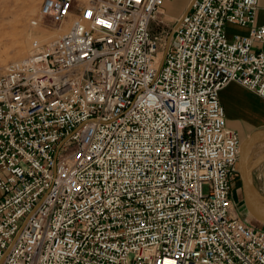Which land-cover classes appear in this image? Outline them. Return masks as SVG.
Returning <instances> with one entry per match:
<instances>
[{"label":"built area","instance_id":"obj_1","mask_svg":"<svg viewBox=\"0 0 264 264\" xmlns=\"http://www.w3.org/2000/svg\"><path fill=\"white\" fill-rule=\"evenodd\" d=\"M165 1H42L74 20L0 73V264H264L220 100L264 99L258 0H193L167 50Z\"/></svg>","mask_w":264,"mask_h":264},{"label":"crops","instance_id":"obj_2","mask_svg":"<svg viewBox=\"0 0 264 264\" xmlns=\"http://www.w3.org/2000/svg\"><path fill=\"white\" fill-rule=\"evenodd\" d=\"M192 1L167 0L161 8V13L171 19L170 21L175 19L176 25L179 18L189 10ZM256 24H264V0H258ZM227 31L228 35L231 36L234 33H247L249 28L247 26L228 24ZM220 100L225 108L228 127L236 130L242 140L255 130L264 127V99L262 97L236 82H230L220 91ZM262 161L258 166L252 168V171L254 177L253 182L264 194V161L263 163ZM238 201H240L239 198ZM236 212L241 215L249 214L248 211H245L239 205L237 206ZM256 221H260L254 220L255 224H259Z\"/></svg>","mask_w":264,"mask_h":264},{"label":"rangeland","instance_id":"obj_3","mask_svg":"<svg viewBox=\"0 0 264 264\" xmlns=\"http://www.w3.org/2000/svg\"><path fill=\"white\" fill-rule=\"evenodd\" d=\"M42 1L43 0H40L37 11L33 15L27 17L28 14L25 13L26 10L22 8L25 3L24 0H23V3H22V0H19V1L18 0H0V56H3L1 58H4L6 56L5 54L6 49H3L1 47H4V45L10 46L19 37L17 34H21L23 36V35H26L28 32L30 35L29 38L31 42L36 38L37 40L41 42H47L53 39L54 37L56 38V36L68 30L67 21H65L63 24H55L49 20L42 21L38 24H33L31 22L32 19L38 16ZM19 7H21L22 10ZM157 19L161 20L162 22L159 25L153 22L152 25H153L154 31L156 33L161 32V35L163 37V43L165 42L167 43L168 40L170 39V36L172 34L176 21L175 19H172V21H170L171 19H169L167 16H165L162 13L158 14ZM16 23L20 25H16ZM44 32H48L49 39H46V40L42 39L41 34H43ZM31 44L32 43H30L29 49L31 47ZM19 59L14 60L11 58H7L5 62H3L4 63L3 67H0V73L3 72L4 67H6L7 64H9L12 61H17ZM263 128H260V129H263ZM252 178H254L253 171H252ZM232 188H233V195L236 199V202L238 198L240 199V201L237 202L238 205L240 207H243L245 211H248L246 207V202L243 196L244 191L242 187L241 178L238 172L233 180ZM256 223H259V222L256 221Z\"/></svg>","mask_w":264,"mask_h":264},{"label":"bare ground","instance_id":"obj_4","mask_svg":"<svg viewBox=\"0 0 264 264\" xmlns=\"http://www.w3.org/2000/svg\"><path fill=\"white\" fill-rule=\"evenodd\" d=\"M24 1H25V3H24L22 8H24V10H26L25 13L28 14L27 17H29L37 11V8L39 7L40 0H24ZM22 3H23V0H22ZM19 8H21V7H19ZM22 8H21V10H22ZM73 20H74V18L73 19L69 18V23H67L68 29H69L71 22ZM16 25H20V24L16 23ZM67 31L63 32L62 34H59L56 37H59V36L65 34ZM17 35L19 37L10 46L4 45V47H1L3 49H6V53H5L6 56L4 58H1L3 56H0V67H3V64H4L3 62H5V60L7 58H11V59L15 60V59H19L21 57L24 58L25 56H27L28 51L30 50L29 49L30 43H32L30 38H29L30 35L28 32L26 35H23V36L21 34H17ZM41 35H42L41 37L43 40L49 39L48 32H44ZM263 159H264V137L256 139L251 144V146L249 148V151L247 154V159H246V166H247L248 172L252 174V168L258 166L259 163ZM263 161H262V163H263ZM248 198H249V202H250L251 206L255 209V211L258 212L259 214H261L262 216H264V203H263V201L261 199H259L258 197H254L251 194L248 195Z\"/></svg>","mask_w":264,"mask_h":264},{"label":"water","instance_id":"obj_5","mask_svg":"<svg viewBox=\"0 0 264 264\" xmlns=\"http://www.w3.org/2000/svg\"><path fill=\"white\" fill-rule=\"evenodd\" d=\"M168 43H169V40H168ZM168 43H167L166 50L168 48ZM263 137H264V128L255 130L249 136H247L245 139L242 140V143L240 146L239 162H238V173L241 178L242 187L244 191V199L246 202V207L248 209V212L256 220L264 224V216H262L261 214L255 211V209L251 206L249 202V198H248V195L251 194L254 197H258L259 199H261L264 203V194L257 188L255 183L253 182L252 174L248 172L247 166H246L247 154H248L251 144L256 139L263 138Z\"/></svg>","mask_w":264,"mask_h":264}]
</instances>
